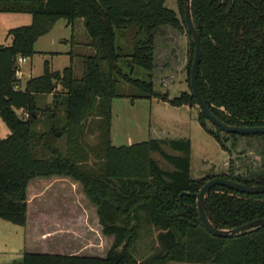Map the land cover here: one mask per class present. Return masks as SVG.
<instances>
[{"label":"trees","instance_id":"1","mask_svg":"<svg viewBox=\"0 0 264 264\" xmlns=\"http://www.w3.org/2000/svg\"><path fill=\"white\" fill-rule=\"evenodd\" d=\"M165 1L0 0V13L31 17L28 26L8 30L10 44L0 46V119L9 130L0 141V219L25 226L28 182L67 178L83 187L96 207L102 234L114 239L103 258L24 252L21 264H138L130 251L142 216L159 231L162 253L141 264H264V227L222 239L202 226L195 194L212 178L190 177L189 140L111 144V105L122 97L118 87L135 89L138 95L132 99L158 97L151 82L156 36L165 28L185 30L191 41L183 0H175L177 12ZM191 12L201 44L197 85L209 110L228 125L264 126V0H191ZM59 20L68 25L81 20L89 36L85 46L92 52L81 56V75L72 65L58 72L45 63L40 76L21 84L15 76L17 57L31 59L36 41ZM191 49L189 73L192 42ZM39 96L52 97L44 109L37 106ZM159 99L177 108L196 106L190 90L172 100ZM198 115L205 127L207 119ZM42 122L45 130L38 128ZM92 128L98 132L96 146L85 140ZM215 129L209 133L222 144V131ZM228 136L264 140V135ZM60 139L64 149L57 145ZM153 153L171 170L162 169ZM219 177L264 184V171L249 178ZM205 207L215 228L233 229L264 217V194L215 186Z\"/></svg>","mask_w":264,"mask_h":264},{"label":"rangeland","instance_id":"2","mask_svg":"<svg viewBox=\"0 0 264 264\" xmlns=\"http://www.w3.org/2000/svg\"><path fill=\"white\" fill-rule=\"evenodd\" d=\"M165 6L177 12L175 0H166ZM30 19L28 14L0 13V46L10 44V40H6L8 30L28 26ZM66 23L65 20L56 22L52 31L37 41L34 47L36 54L19 64L21 83L24 84L29 77L40 76L45 63L52 71L58 72L72 65L76 75H81V56L92 52L85 46L89 36L81 20L68 27ZM191 55V41L185 30L179 32L165 28L156 36L151 82L153 92L158 97L132 99L138 92L130 86L120 85L118 95L122 97L115 98L111 105V144L119 147L150 139L189 140V173L194 180L223 175L249 178L263 173L264 140L235 139L220 132L221 144L209 133H217L215 127L208 121L204 122L205 127L201 125L196 106L177 108L159 99L167 96L172 100L181 93H189L188 66ZM139 77L144 78V75ZM37 99L38 108L44 109L52 97L39 96ZM17 114L20 115V112ZM39 115L42 119L43 116ZM38 128L45 130L46 125L42 122ZM8 135L9 130L0 119V141ZM97 136V130L92 128L85 139L88 145L96 146ZM64 143V139L57 141L61 149H64ZM162 148L168 154H177L167 146ZM151 158L162 169L171 170L157 154H151ZM26 198V240L30 252H64L105 257L112 247L113 237L102 234L96 207L79 183L59 177L36 178L27 184ZM0 225V244H4L5 239L15 240L16 249L20 246L22 248L25 228L1 221ZM135 234L136 239L130 252L138 264L162 253L157 242L159 231L147 224L143 216ZM165 264L187 263L171 261Z\"/></svg>","mask_w":264,"mask_h":264},{"label":"water","instance_id":"3","mask_svg":"<svg viewBox=\"0 0 264 264\" xmlns=\"http://www.w3.org/2000/svg\"><path fill=\"white\" fill-rule=\"evenodd\" d=\"M183 18L186 26V30L191 37L193 44V58L189 73V89L195 99L196 107L198 111L207 119V121L215 128L219 129L228 135L239 136H254L264 135V126L257 127H245V126H233L228 125L220 121L209 110L205 101L203 100L197 85L198 65L200 62L201 44L200 38L195 28V24L191 12V0H183ZM60 133H56L59 136ZM215 186L225 187L235 192H239L247 195H262L264 194L263 185H244L225 178L215 177L206 181L195 194V204L199 220L204 229L212 236L222 239H232L238 236H244L259 230L264 227V217L256 219L247 224L233 229H217L215 228L206 214L205 199L209 191Z\"/></svg>","mask_w":264,"mask_h":264},{"label":"crops","instance_id":"4","mask_svg":"<svg viewBox=\"0 0 264 264\" xmlns=\"http://www.w3.org/2000/svg\"><path fill=\"white\" fill-rule=\"evenodd\" d=\"M58 22V21H57ZM28 23V22H26ZM30 23H31V19H30ZM66 26H70L66 23ZM53 29V28H52ZM52 31V30H51ZM50 31V32H51ZM49 32V33H50ZM48 33V34H49ZM47 34V35H48ZM42 38V37H41ZM40 39V38H39ZM38 39V40H39ZM37 40V41H38ZM36 41V43H37ZM36 43L34 44V47L36 45ZM23 75V74H22ZM23 84V83H21ZM1 222H5V221H2L0 219ZM8 223V222H7ZM10 224V223H8ZM1 226V225H0ZM15 226V225H14ZM25 228V237L23 239V245H22V248L21 246L18 247L16 249V246H17V243H14L15 240H8V239H5V243L4 244H0V254H1V257H0V264H21V259H22V255L24 252H30L28 250V243H27V240H26V233H27V223L25 226H23ZM5 228V227H3ZM11 243V244H10ZM31 253H34V252H31ZM48 254H52L50 252H47ZM56 254H59V255H76V256H88V257H98V256H93V255H87V254H69V253H64V252H61V253H56ZM103 258V257H101Z\"/></svg>","mask_w":264,"mask_h":264},{"label":"built area","instance_id":"5","mask_svg":"<svg viewBox=\"0 0 264 264\" xmlns=\"http://www.w3.org/2000/svg\"><path fill=\"white\" fill-rule=\"evenodd\" d=\"M26 62V58H23V57H17V60H16V64L18 66V69L16 70L15 72V76L20 79L21 78V72L19 70V64H23Z\"/></svg>","mask_w":264,"mask_h":264}]
</instances>
